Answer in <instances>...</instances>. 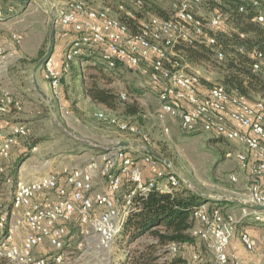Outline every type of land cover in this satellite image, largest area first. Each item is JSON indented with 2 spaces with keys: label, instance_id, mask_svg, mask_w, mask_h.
Wrapping results in <instances>:
<instances>
[{
  "label": "built area",
  "instance_id": "built-area-1",
  "mask_svg": "<svg viewBox=\"0 0 264 264\" xmlns=\"http://www.w3.org/2000/svg\"><path fill=\"white\" fill-rule=\"evenodd\" d=\"M239 1L238 12L247 14L249 7L253 13L251 20L264 23V0ZM143 3L144 0H133L130 10L119 5L117 13L109 8L92 7L82 0L54 5L50 24L63 43L61 70L66 72L68 65L82 56L95 57L106 71H113L118 63L137 70L156 92L160 118L178 119L184 133L211 134L241 147L224 155L235 159L240 167L239 175H229L231 183H238L240 175L249 171L239 216L227 210L222 202L202 203L193 208L189 234L212 254V264H243L235 254L228 253L227 247L238 233L244 250L253 253L255 240L246 230L237 232V228L247 221L264 227V211L254 208L264 207L261 186L264 183V97L249 101L239 93H228L222 84L207 85L188 70L184 51L176 49L182 45L205 44L216 60L224 59L222 44L216 37L218 31L226 30L224 14L214 10L205 16L201 10L221 0H169L164 13L148 14L138 20L134 33L122 19H135L133 13L142 8ZM13 11L0 0V20L10 18ZM238 36L245 38L242 33ZM20 45L21 36L17 32H12L6 41L0 40V76L17 56L16 49ZM253 57L262 61L259 52ZM260 67L261 63L253 64V72H258ZM42 68L51 98L59 99V74L52 55L45 59ZM117 96L125 103L130 95L120 92ZM22 110L21 100L0 86V116ZM97 117L107 120L102 113ZM110 122L116 124L121 133L132 137L139 147L114 146L98 152L80 166H65L46 175L13 181L11 210L0 212V261L63 264L68 226L73 221L78 225L83 242L92 240L100 253L110 254L114 244L120 242L136 196H145L150 191L172 193L179 188L177 174L145 151V147L152 150L153 147L141 127L124 121ZM29 132L24 124H14L6 133L0 131V160L8 159L12 148ZM99 181L103 182L105 191L96 190ZM124 184L128 189L117 196ZM45 244L52 253H35ZM180 249L177 243L167 244L160 261L171 262L180 254ZM201 262V255L192 252L184 262L177 264Z\"/></svg>",
  "mask_w": 264,
  "mask_h": 264
},
{
  "label": "rangeland",
  "instance_id": "rangeland-1",
  "mask_svg": "<svg viewBox=\"0 0 264 264\" xmlns=\"http://www.w3.org/2000/svg\"><path fill=\"white\" fill-rule=\"evenodd\" d=\"M63 1L67 0H29L24 7L17 5V3L8 5L14 10L11 17L12 20L10 22H7L6 19L0 20V40L5 41L12 32H17L21 36V45L16 49V53L17 50H20L24 56L26 52L35 51V47L38 44L40 49L37 57L33 59H30L31 54L23 58H16L17 56H15L12 59L11 63L13 65L9 66L4 75L2 74L4 76L2 79L5 82L0 81V86L3 89L7 88L6 90L8 91L6 81L10 76L23 77L19 73L21 72L19 67L29 64L33 66L39 61L38 59H40L42 54H46L50 39V26L48 24L50 7L55 2L61 4ZM84 1L95 8H101L105 3L113 10L122 2L132 7L133 2V0ZM151 5L153 13L161 14L168 9L169 0H155ZM222 5L224 4H215L208 8H203L201 9L202 14L209 16L214 10L222 12L225 17L224 28L229 34H234L237 32L236 28L232 23L227 22V15H225ZM261 25L264 27V23ZM58 42L59 39L57 41V38H53L52 50L55 51ZM232 55L231 52L226 51L222 61H218L212 55H208L209 61L206 63L195 64L189 61L185 63L188 66V70L196 73L207 85L222 84L221 81L226 75V59ZM93 63L90 60L88 64L83 63L82 67L93 65ZM87 67L86 73H92L91 66ZM55 68L56 70L59 69L57 65H55ZM256 73L264 79V62L261 63L260 70ZM80 75L81 71H79ZM105 75V78L98 82L100 87L111 89L115 95L120 92H127L130 95L125 103L120 102L116 98V109L114 111L91 105L88 101L73 104L70 101L57 99L51 106L52 109L54 108L53 112H51L48 107L43 106V104H37L30 99L27 101L32 102L34 106H31V110L28 107L25 113L23 106L21 114L25 115L31 111L32 115H34L33 117L23 120L17 118L20 116L18 114L15 115V120H10L11 118L9 119L10 121L5 120L26 125L30 132L24 139L23 148L30 151H32L33 147L36 149L34 153H32L33 151L31 152L32 157L29 161L21 163L19 169L22 170V177H24L25 173V176L31 173L44 175L57 168L72 166L79 157H81L80 160L86 158L87 155L85 153L90 148L97 150V152H105L116 146L118 142H135L132 137L121 133L116 124L110 122L115 120L117 123L124 121L141 127L149 135L154 147H158L160 152L162 150L163 154H166L165 159L172 166L170 170L177 174L181 183L176 191L184 189L199 196L205 193L226 197L225 199L235 197L236 187L239 183H231L229 175H239L240 167L235 159L225 158L224 155L227 152L234 153L241 148L240 146L221 138H216L211 134L184 133L180 129L178 119L170 117L160 118L157 113L159 105L156 92L147 78L139 71L121 66L112 72H105ZM15 88L16 91L13 94H16L17 98L25 95L21 88ZM24 88L32 90V83L27 81V85ZM10 95L13 96L11 93ZM251 98H254L253 95ZM134 106L138 108V113L135 116L128 115L126 108ZM59 109H62L63 114L60 113ZM99 113L105 115L107 120H100L97 117ZM3 120L4 118L2 119V116H0V122ZM0 131L6 133V128L1 127ZM157 153L159 154V152ZM16 162L13 159L10 161L0 160V169H2L0 171V212H9L12 207L13 181L16 180V178L12 177V173L16 167ZM19 169L16 173L19 172ZM99 182L103 186V182ZM126 190L127 187L123 186L120 195L125 193ZM226 209L239 216V211L236 208L228 206ZM244 226H247V224ZM242 229L245 230L243 227ZM152 242L153 240L150 237H144L131 244L126 241L117 242L114 244L110 254L103 255L97 250L94 241H82L78 225L76 221H73L68 226V238L62 252L63 264H125L127 252L133 255ZM52 252L53 250L45 244L35 253L50 254ZM189 253V248L182 249L180 257L186 258ZM245 253L247 254V251ZM162 254L163 249L160 248L157 255L160 257ZM202 255L201 264H212V254L202 250ZM0 264L10 263L1 260Z\"/></svg>",
  "mask_w": 264,
  "mask_h": 264
},
{
  "label": "trees",
  "instance_id": "trees-1",
  "mask_svg": "<svg viewBox=\"0 0 264 264\" xmlns=\"http://www.w3.org/2000/svg\"><path fill=\"white\" fill-rule=\"evenodd\" d=\"M239 2V0H221V3H212L209 6L223 3L222 7L225 15H227V22L232 23L237 31L234 34H229L227 30L216 33L218 41L222 44L224 54L226 51L231 52V55L233 54L226 59V75L221 82L228 93H239L246 96L249 101H253L257 97H264V79L252 70L253 64L264 62V27L251 20L253 13L249 7L247 8V14L238 12L237 5ZM152 3L153 1L144 0L142 8L133 13L135 19L125 17L122 19L132 32L136 33L138 20L145 19L148 14H155L153 13ZM119 5H123L129 10L132 9L131 6L123 2L118 4L115 10L105 3L102 7L109 8L117 13ZM240 33L244 34L245 38L241 39L238 36ZM180 48L184 51L185 59L195 64L208 62V55H212L211 48L205 44L197 43L194 47L185 45L176 47V49ZM239 49H243V51L240 52ZM256 52L261 54L262 61L254 59L253 56ZM94 58L79 57L68 65L66 72L61 70L60 65L57 70L59 72H57L59 74V100L70 101L73 104L88 101L91 105L114 111L116 109V98H118L117 94L115 95L111 89L98 85L99 80L105 78V72L110 71H106ZM90 60L94 62L93 65L82 67L83 63L88 64ZM87 66H91L94 73H86ZM121 66L123 65L118 63L114 70ZM79 71H81L80 76ZM252 95L254 98H251ZM126 113L135 116L138 113V108L136 106L127 107ZM16 114L18 113L11 111L8 115ZM24 139L19 140L18 145L12 148L9 158L3 160L10 161L13 159L17 161L12 173L14 178L17 177L16 172L21 163L31 156V151L23 148ZM14 149L15 154L13 155ZM153 149L166 158V154H163L162 150L160 152L158 147L153 146ZM123 186L127 189L129 187L127 184ZM200 204H202L201 196L184 189L172 193L150 191L145 196H136L133 199V209L123 226L120 242L126 241L131 244L144 237H150L153 242L133 255L127 252L125 264H177L184 262L188 256L182 258L180 254L171 262L160 261L162 256L157 255L158 250L163 249L169 243L179 244L180 251L189 248V255L192 252H197L203 259L202 250L206 252V249L189 234V230L193 226V208L198 207ZM52 262L51 264H54Z\"/></svg>",
  "mask_w": 264,
  "mask_h": 264
},
{
  "label": "crops",
  "instance_id": "crops-1",
  "mask_svg": "<svg viewBox=\"0 0 264 264\" xmlns=\"http://www.w3.org/2000/svg\"><path fill=\"white\" fill-rule=\"evenodd\" d=\"M16 3H17V5H20L21 7L22 6L23 7L26 6V4L25 5L20 4L18 2V0L2 1V5L3 6L16 4ZM64 3H66V1H63L61 4H59L58 2H55V3L51 4L49 12H51V10H52L54 5L55 6H59V5H63ZM11 17L6 19V21L10 22L12 20ZM48 24L50 26V19H49V23ZM55 38H57V41H58V37H56V35H55L54 39ZM39 46L40 45L38 44L35 47L36 48L35 51L24 53L25 54L24 56L22 55L20 50L19 51L17 50V57L16 58H18V57L19 58H23V57H25L26 55H29V54H31L30 59H33V58L37 57V53L39 52V49H40ZM62 49H63V43L59 39V42L57 43L55 51L52 50V52H51V55H52V57L54 59V62H55V65H57L58 67H60V65H61ZM34 52H35V54H34ZM44 55H45V53H44ZM40 59H38V60L40 61ZM38 62L35 65H33V66L29 64L27 66L19 67L20 70H21V72H19V73L22 74L23 77L20 78V77L10 76L8 78V80L6 81V85L8 86V91L6 90L7 88L4 89V91H6V93H8V94L11 93L15 98H17V95L13 94V92L16 91L15 87H18L19 89L21 88L22 92L25 94V95H22L20 97L18 96L20 98V99L19 98L18 99L21 100V102H22V104L24 106V113L27 112L28 107L31 110V106L33 105V103L30 102V101H27V100H30V99H31V101H33V102H35L37 104H43V106L48 107V109L51 112H53V109H54V108L52 109L51 106H52V104L54 103L55 100H53L51 98V91L49 89V86H48L47 82L43 78V68L41 66H39V67L37 66ZM59 63H60V65H59ZM11 65H13V64L10 63L9 66H11ZM3 75L0 76V81L1 82H5L4 79H2V77H4ZM27 81L32 83V90L29 89V88H24L27 85ZM18 84H19V86H18ZM22 87H23V89H22ZM57 102H59V101H57ZM28 104H30V105L28 106ZM25 109H26V111H25ZM59 111H60L61 114H63L62 109H59ZM37 113H38V111H37ZM18 114L20 116L17 117V118H21L23 120H28L27 118H31V117L34 116V115H32L31 111H30V113L25 114V115H23L21 113H18ZM18 114H16V115H18ZM3 118H4V120L0 122V128L1 127L6 128V132L9 130V128L12 125L17 124V122L5 121V120H9L10 118H11L10 120H15V118H16L15 115H8L6 117H2V119ZM153 146L154 145L152 144V147ZM33 149H32L33 152L31 151L32 153H34L35 150H36L35 147H33ZM97 153H98L97 150H95L93 148L87 149V151L85 153L87 155V157L82 159V160H80L81 157L77 156L79 158H78V160H75L76 162L74 164H72V166H80V165L84 164L90 158L94 157ZM12 154L13 155L15 154V149L13 150ZM31 157H32V155L27 160H25L24 162L29 161ZM69 167H71V166H69ZM59 169H61V168H57V169L51 170V171L47 172V174L50 173V172L58 171ZM25 174H24V177H22V170L19 169V172L17 173L16 179H18V178L19 179H32V178L37 177V176H42V174H40V173H31V174H29L27 176H25ZM248 174H249V171H247V173H245V174L243 173V174L240 175L239 181H238L239 184L237 183L238 185L236 187L237 191L235 192V195H234L235 197L230 198V199H225L226 197H218V196H215V195L202 193L201 194L202 202L203 203L205 202L207 204H214V203H217V202H222L221 204L224 205L225 208L228 207V206L229 207L231 206V207L236 208L239 211L240 207L243 206L242 199L244 197H246L244 194L246 193V187L248 186V183H249L248 182ZM44 175H46V174H44ZM261 186L264 189V183H262ZM122 189H123V187L121 188V190ZM96 190L105 191L104 185L102 186L101 183H98V185H96ZM121 190H120V192H121ZM120 192L117 194V196H120ZM240 198H242V199H240ZM246 206H248L249 208H253L251 205H247L246 204ZM245 224H247V226H244ZM242 227L247 231V233L251 236V238H253L255 240V242H256L255 251L253 253L247 252V254H246L244 249H243V247H242V245H241V243H240V240L238 238V233H236L231 238L230 243H229V245L227 247L228 253L229 254H235L236 257L243 264H261V263H263L264 262V227L254 226L250 222L247 221V222L242 223V224H240L238 226L237 232L242 230Z\"/></svg>",
  "mask_w": 264,
  "mask_h": 264
},
{
  "label": "water",
  "instance_id": "water-1",
  "mask_svg": "<svg viewBox=\"0 0 264 264\" xmlns=\"http://www.w3.org/2000/svg\"><path fill=\"white\" fill-rule=\"evenodd\" d=\"M29 0H18V2L20 4H27ZM50 39H49V47L47 49L46 54L40 59V61L38 62V67L41 66L43 64V62L45 61V59H47L48 57L51 56V50H52V45H53V38H54V29L52 27V25L50 24V35H49ZM126 147H131V148H138L139 144L135 143V142H118L115 146V148H126ZM145 151L150 154L151 156H153L154 158H156L157 160H159L161 163H163L166 167H168L169 169H172L171 163L165 159L164 157H162L161 155H159L157 152H155L154 150H152L149 147H145ZM256 210H262L264 211V207H254Z\"/></svg>",
  "mask_w": 264,
  "mask_h": 264
}]
</instances>
